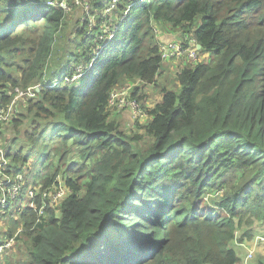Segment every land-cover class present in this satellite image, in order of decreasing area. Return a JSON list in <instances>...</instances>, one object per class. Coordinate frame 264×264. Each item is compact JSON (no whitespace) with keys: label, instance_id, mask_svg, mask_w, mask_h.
<instances>
[{"label":"trees","instance_id":"obj_1","mask_svg":"<svg viewBox=\"0 0 264 264\" xmlns=\"http://www.w3.org/2000/svg\"><path fill=\"white\" fill-rule=\"evenodd\" d=\"M42 2L0 0L1 104L10 102L8 90L41 83L19 100L21 111L16 105L17 131L27 119L20 140L0 135L11 166L34 154L33 163L47 162L42 178L32 174L41 189L58 177L71 193L58 210L46 206L45 221L36 223L27 205L11 220L10 232L20 221L22 235L6 264L239 261L232 242L246 243L264 224V0H137L81 80L64 83L74 71L69 63L54 86L46 68L65 12ZM159 22L211 56L180 68L178 89L149 108L142 133L127 134L108 118L107 99L121 78L155 80ZM94 33L80 21L77 64L100 45H86ZM132 91L139 100L143 92Z\"/></svg>","mask_w":264,"mask_h":264},{"label":"built area","instance_id":"obj_2","mask_svg":"<svg viewBox=\"0 0 264 264\" xmlns=\"http://www.w3.org/2000/svg\"><path fill=\"white\" fill-rule=\"evenodd\" d=\"M46 4L58 6L65 13L71 11L73 8L81 10L84 17L80 21H87L88 31L94 30L97 35V41L104 44L110 40L114 35V30L119 24L118 19H123L130 7L137 0H104L101 8H96L90 0H43ZM141 1V0H138ZM108 16H111L112 21L115 20L114 25L108 26ZM159 55L161 60L184 58L188 65H194L200 61V49L197 48V42L194 38H182L159 43ZM93 53V54H92ZM92 56L94 51H91ZM91 56V57H92ZM84 61H79L75 66L71 77L65 78V82H71L78 76L85 68ZM41 83H36L32 87L20 88L14 87L9 91L11 93L10 103L2 105L4 102L1 97L0 102V130L2 126L8 125L12 121V116L15 111L14 102L16 100H26L33 97L35 92L33 88L39 86ZM132 86L126 85L121 87H113L107 99V106L109 109L126 110L132 122L142 123L147 115V111L143 110L145 107L141 102L132 98ZM6 144L0 141V264H6L7 258L16 249L18 241L17 237L22 235V223L18 224L13 232L11 230V220L19 218V212L24 205L29 206L36 212L35 222L45 221L47 218L46 206L49 204L51 208L58 210L61 202L71 193V189L63 185L62 181L52 183L53 185L41 189L44 185L39 181L32 179L31 165L25 163L19 168L11 166V160L5 154ZM30 179L32 180L29 183ZM29 183V184H28ZM26 187L23 193H20L22 188ZM39 192L38 198H36ZM21 195H25L21 199L24 205L16 207L15 204ZM38 199L39 204H36ZM264 243V235L256 234L252 239L246 243H239V246L244 247L245 254L240 259V264H251L253 251L259 245Z\"/></svg>","mask_w":264,"mask_h":264},{"label":"rangeland","instance_id":"obj_3","mask_svg":"<svg viewBox=\"0 0 264 264\" xmlns=\"http://www.w3.org/2000/svg\"><path fill=\"white\" fill-rule=\"evenodd\" d=\"M90 1L93 2L94 0H90ZM43 2L45 3V1H43ZM103 2H106V1H103ZM81 17H84V15L81 14V10L78 8H73L71 11L65 13L64 22L62 24V29L57 33V48L53 50L51 57L49 59L47 68H46L47 73H49L51 71L54 72L51 78H57L60 75V71L62 69H64L66 67V65L68 66L69 63L71 66H73V68H75V66L77 65V63L75 62V55H73V54H75L76 52H79V50L82 49V47L79 45V41L81 40V36L78 35L76 38V29L78 28V26L80 24V18ZM96 38H97V35H96V33H94L92 37L86 39V45L88 42H93L94 40H97ZM90 40H92V41H90ZM80 76H78L77 78H80ZM80 80H81V78L77 79V82H79ZM171 84H172V81L169 83V85L171 86ZM127 85H129V84H127ZM121 86H126V85H119L118 87H121ZM131 91H132V89H131ZM139 93H140V91L138 92V94ZM140 96L141 97L139 98V101L141 102L142 105H144L143 100L145 98V93H142ZM19 103H20V101L16 102V104L18 106H19ZM145 108L143 109L144 111H145ZM18 109H19V111H21L22 106H19ZM116 122L119 124L120 128L127 134H139L140 133L141 124L139 122H132L130 120V122L134 123L135 125H131L129 122H127L125 120H118ZM26 125H27V119L18 126V131H17V129L14 125V122L13 123L11 122L8 125L2 126L1 131H2V133H3V131L6 132L5 138L7 139L8 143H10V142L12 143L15 141L17 142V139H18V141L20 140L19 132L22 129H24L26 127ZM2 133L0 135V141L2 143H4L5 141H4V137H3ZM13 147H16V144H13ZM38 153H40V155H41L43 153V150L39 149ZM33 155L28 157V160L25 163L32 165V173L31 174L35 175V173H36V174H38L37 178H42V175L45 173L44 168H46L47 162L45 164L41 163V159L39 157V158H37L36 164H35V163H33ZM50 160H52V162H55V157L51 158ZM60 166L63 167V163L61 161H60ZM254 231H256L254 233V235H256V234L264 235V224H262V223L257 224ZM249 240H246V241H249ZM260 247L264 248V244H261ZM14 249H16V248H14ZM236 252L241 259L242 255L244 254V250L241 251L238 248V251H236ZM256 252H255V250L253 251V257L251 259L252 263L255 261V259H256L255 257H257ZM254 254H255V257H254ZM18 257H19V250L15 254V260ZM240 259L236 263L240 264ZM19 263H21V261Z\"/></svg>","mask_w":264,"mask_h":264},{"label":"crops","instance_id":"obj_4","mask_svg":"<svg viewBox=\"0 0 264 264\" xmlns=\"http://www.w3.org/2000/svg\"><path fill=\"white\" fill-rule=\"evenodd\" d=\"M181 31L179 28H175L171 26L168 23L159 22L155 24L154 26V41L159 45V43H164L167 41H170L172 39H177L181 35ZM211 56L210 52L201 51L200 52V61H207ZM202 59V60H201ZM184 65H186L184 58L179 59H169V60H162L160 62L159 68L157 70L155 80L151 83H144L138 78H121L116 84L117 85H131L132 89L133 87L138 89L140 92L145 93V98L143 100L144 107H147V115L144 118L143 122L140 123L141 126L147 124L151 117L148 115L149 108L153 107L156 103H159L162 101L164 91L167 90H176L178 89V79L177 74ZM172 81L171 86L169 83ZM109 119H114L116 121L118 120H125L129 122L131 125H135L134 123L130 122V116L126 110H114L109 109ZM130 119V120H129ZM140 133H142V130H140ZM264 244V243H262ZM231 246L238 251V248L243 251L245 254V249L242 246L237 245L235 242L231 244ZM261 244H259L255 248L256 255H263L264 256V248L260 247ZM243 254V255H244ZM242 255V256H243ZM255 257V254H254ZM256 258V257H255ZM240 259V257H239ZM238 264V263H234Z\"/></svg>","mask_w":264,"mask_h":264},{"label":"bare ground","instance_id":"obj_5","mask_svg":"<svg viewBox=\"0 0 264 264\" xmlns=\"http://www.w3.org/2000/svg\"><path fill=\"white\" fill-rule=\"evenodd\" d=\"M44 3V2H43ZM45 5H50V4H46V2L44 3ZM54 6V5H53ZM115 20H117V18L116 19H113V21H112V19H111V17L110 16H108V26H110V24H113L114 25V23H115ZM120 22L122 21V19H118ZM95 48V47H94ZM101 49V47H96L95 49H94V55L92 56V59L90 60V61H88V63L87 64H84V66H85V68L87 69L90 65H91V63L93 62V60H94V58H95V56L98 54V52H99V50ZM82 74V71L80 72V75ZM71 77V76H70ZM65 78H67V77H64V83H66L65 82ZM76 79H78V78H75L74 80H76ZM74 80L73 81H71V82H68V83H72V82H74ZM58 82H59V79H57V78H55V79H53V80H51V82H50V85L51 86H54V85H56V84H58ZM16 87H18V86H16ZM35 91L36 90H39V86H37V87H34L33 88ZM33 91V90H32ZM34 92V91H33ZM0 100H1V98H0ZM19 100H16L15 102H14V106H15V111H16V102H18ZM1 102V101H0ZM10 103V102H9ZM8 104V103H7ZM2 105H4V104H2ZM6 105V104H5ZM15 111H14V113H15ZM14 113H13V116H14ZM12 116V117H13ZM60 179L58 178V177H56V180L53 182V183H58V181H59ZM50 185H53L52 183L51 184H49L48 186H50ZM25 189H26V187L25 188H22L21 190H20V193H23L24 191H25ZM26 196L25 195H21L20 196V199H18L17 200V202H16V204H15V206L16 207H18V206H21V205H24L23 204V202L21 201V199H24ZM26 205H24L23 207H25ZM243 243H245V242H243ZM251 264H252V262H251Z\"/></svg>","mask_w":264,"mask_h":264},{"label":"water","instance_id":"obj_6","mask_svg":"<svg viewBox=\"0 0 264 264\" xmlns=\"http://www.w3.org/2000/svg\"><path fill=\"white\" fill-rule=\"evenodd\" d=\"M197 48L200 49L201 48V45L200 43H197Z\"/></svg>","mask_w":264,"mask_h":264}]
</instances>
